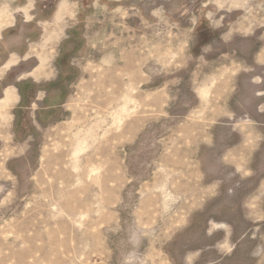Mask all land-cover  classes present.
<instances>
[{
  "label": "rangeland",
  "instance_id": "rangeland-1",
  "mask_svg": "<svg viewBox=\"0 0 264 264\" xmlns=\"http://www.w3.org/2000/svg\"><path fill=\"white\" fill-rule=\"evenodd\" d=\"M63 1L0 0V264H264V194L210 205L172 244L139 229L125 181L113 194L137 98L174 92L186 61L187 79L229 55L264 64V0Z\"/></svg>",
  "mask_w": 264,
  "mask_h": 264
},
{
  "label": "crops",
  "instance_id": "crops-1",
  "mask_svg": "<svg viewBox=\"0 0 264 264\" xmlns=\"http://www.w3.org/2000/svg\"><path fill=\"white\" fill-rule=\"evenodd\" d=\"M4 28L0 22V38ZM261 52L250 61L229 55V60L201 62L188 79L181 75L189 74L191 62L186 61L174 92L166 86L137 98L139 119L124 132L129 150L126 172L120 178L113 172V194L125 181L126 194L133 200L139 197L136 223L157 239L156 244H172L196 214L215 203L228 205L238 190L251 188L250 198L264 194V179L257 185L245 181L247 173L257 172L253 166L264 136ZM7 88L0 87V96ZM132 96L121 97V104L129 98L135 101ZM132 163L141 166V174L131 172ZM249 200L243 205L249 206Z\"/></svg>",
  "mask_w": 264,
  "mask_h": 264
},
{
  "label": "bare ground",
  "instance_id": "bare-ground-1",
  "mask_svg": "<svg viewBox=\"0 0 264 264\" xmlns=\"http://www.w3.org/2000/svg\"><path fill=\"white\" fill-rule=\"evenodd\" d=\"M84 150V149H83ZM75 160H76V158H75ZM77 161V160H76Z\"/></svg>",
  "mask_w": 264,
  "mask_h": 264
}]
</instances>
